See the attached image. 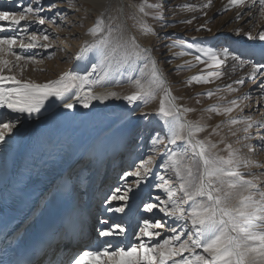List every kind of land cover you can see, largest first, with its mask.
I'll use <instances>...</instances> for the list:
<instances>
[{"label":"rangeland","instance_id":"374dc122","mask_svg":"<svg viewBox=\"0 0 264 264\" xmlns=\"http://www.w3.org/2000/svg\"><path fill=\"white\" fill-rule=\"evenodd\" d=\"M59 1L65 2V7L68 9L72 8L70 12L68 9L63 10L60 16L64 18L59 17L58 11H55L57 7L53 8L52 4H50L44 7V10L45 8L47 10L46 14L40 15L45 19L43 25L39 24L36 27L28 28L25 21L21 22V27L28 29L26 32H20L14 50L25 57H34L36 63L30 62L24 65V62L21 61L20 63L23 66L22 73L21 69H14L12 74L17 75L18 79L24 81L43 84L59 79L66 72L81 75V73L87 70H92L93 65H98L97 62H99L95 73L92 74V80L94 82L102 81V83L96 84L92 88V91L110 87L111 90L125 97L137 91L134 84L129 82L134 77L142 79L145 89L154 88V85H150L151 77L148 76V71L152 65L148 49L151 48L158 56L160 65L164 69L163 71L166 76H162L163 79L166 81L171 93L175 92L177 95V104L181 109H192V111L184 114V119L194 123L198 122L205 127L204 131L197 134V138L215 143L217 147L212 151L225 158L228 156V152L225 151L226 145L230 144L232 149L237 150L240 157L248 162L247 166L242 165L240 168V172L244 174V179L253 180L261 190H264V163H261L260 166L256 164L257 160L258 164L264 162V150L261 149V137H264V87H262L264 85V68L257 72L254 77L250 76L253 65L264 64V59L257 60L255 58L256 55H247V53L243 52V46L251 43L264 49V41H260L258 35L259 32L264 31V16L259 12L260 5L258 0L255 4L252 0H246L245 5L242 7L229 6L227 10H225V5H228V0H211L210 7H204L205 4L209 3V0H107L104 5L101 3L98 4L99 6L97 5L100 9L102 8L101 12L87 8L77 0ZM2 3L0 11L8 10L14 12L21 11L29 4L33 8L35 5L32 0H5ZM142 3L163 4V9L161 10L162 20L153 18L156 15V9L151 7H145L147 15L142 13L147 18V22L144 23L151 26L154 30L151 34H143L140 27L141 23L136 20L138 14H141L138 9ZM117 6H121L122 15L117 12ZM183 6H190L191 10ZM81 11L89 13H92V11L98 12L100 16L103 14L105 26L111 25L113 28L120 26L121 32H114L113 35L121 37V43L125 47L127 46V49H130L127 50L129 54L134 52V48L131 46L130 39H128L130 37L128 33L134 39L136 37L140 38L138 40L140 49H147L148 51L141 52L139 57L130 55L127 61L120 63L112 62L111 66H108L107 63L101 65L100 61L96 60V56L89 55H86L81 60H77L72 56L69 58L72 61L70 63L66 62L64 58V61L57 60L56 57L59 54L64 55L62 51L65 45H60L63 43L60 40V36L62 37L64 33H68V36L79 42L76 35L77 30L88 33L91 27L94 26V24L91 26L85 25L78 29L69 26L70 22L68 20L71 18L80 20L77 13ZM237 13L240 14L239 19L236 18ZM29 16L36 17L37 15ZM132 17H135V19ZM67 21L68 23H66ZM33 33H36L40 37L37 47L28 50L20 49L18 46L19 40L23 39L27 43L28 36ZM249 33L253 36V39H248L247 34ZM4 34L13 33L9 30ZM106 34L105 32L102 35ZM43 35H47L49 39L47 41L43 40ZM100 39L101 35H97L90 41H83L82 47ZM177 40H184L187 43L197 44L203 48L215 49L218 52L227 48L230 50L231 55L228 57L221 56V59L224 60V64L221 67L209 68L206 67L208 58L202 53L197 52L195 48L187 49L181 46H171ZM124 41L127 42L124 43ZM43 44H49L50 47L45 49L42 47ZM182 52L186 54H181ZM233 55L238 56L240 60L234 61L232 59ZM196 56H200L201 60L205 61V63L197 61L195 59ZM8 59L14 60L15 57L10 56ZM86 60L89 63H86ZM240 61H243V63L241 64ZM214 71H221L223 73L220 79H212L210 83H196L195 81L191 84L186 83L193 76L207 75L209 72ZM5 74L8 73L6 72ZM240 80H243L244 83H238ZM74 90L76 89H73L68 94L69 99L65 101L59 100L57 103L63 104L72 99L75 93ZM210 91L214 93L211 97L207 95ZM161 96L163 97L162 90ZM55 100V98H50L46 101L45 110L48 111L52 105L47 106V104ZM232 101H236L237 106L232 105ZM137 102L142 103L138 111L143 107H146V109L139 115H136L133 118L134 120L129 118L123 120L127 124L126 127L131 137L128 139L129 147L128 153L125 154L126 156L119 150L115 155L116 158H110L111 156L107 154L99 165L97 164V160H95L97 158L91 159L90 157H85L77 165L75 174H77L78 178L82 179V182L76 187L78 191L75 188L73 190L77 195L79 194V200L76 199V204L73 201L68 202L69 208L67 207V210L63 206L62 217L56 224L61 226L67 223V218L71 215L79 218L82 232L85 231L76 248L71 251L68 264H72V260L77 254H81L85 250H94L101 247L105 241H111L113 245H116L113 242L114 239H126L124 243H120L122 245L139 243L134 233L138 232L139 227L142 226L143 220L146 218H150L152 221L162 220L165 224L163 228L154 229V231L161 233L159 239L162 240L165 236L172 235L170 232L171 227H177V234L181 235L182 239H187V236L184 235L186 229L179 228V225L174 224L170 217H160L159 214L162 213L158 210H154L153 213H146L143 210L145 203H159L156 200L157 197L166 199V194L159 187L162 183L161 177L164 180H169L173 188L178 187L173 173L166 167L167 153L172 149L178 148V146L182 147V142L178 141L177 145H170L168 143V136L166 135L168 130L164 126V122L156 115L159 107L155 110L152 108V100L147 104L142 101ZM210 106H229L233 110L227 114L206 111ZM130 114V117L135 115V113H132V110ZM244 117H248V123L253 125L247 132L244 131L246 127L245 123L242 122L235 125L229 123L233 118L242 120ZM9 119V111L5 109L0 123L8 122ZM11 119L14 120L15 127H20L25 123V119L20 117L19 121H15V118ZM123 122L120 124L122 125ZM214 129L215 132L213 131ZM233 132L235 135L232 134ZM157 136H160L164 140V143L154 146L153 141ZM246 137L248 138L246 139ZM2 152L3 150L0 148V160ZM150 158L152 163L148 165L150 169L148 174L139 178L140 182L137 183L138 178L134 173L138 170L143 172L142 163ZM96 165L97 167H95ZM2 172L3 170L0 171V174ZM117 189H119V194L121 195L125 191H128V189H131V191H128L126 209L134 204L136 199H139L136 210L131 216L132 228L126 238H124L126 231L124 234H119L118 231H115V226L119 224L120 227L125 228L127 220H121V218L114 215L118 214L121 216L120 213L112 211L111 215H107L108 212L103 213V208L109 210L124 203L122 201L110 202L111 195ZM93 192L96 193V197L93 196ZM35 215H29L27 221L19 229L23 232L28 231L29 226L33 222L31 218ZM135 219H138L140 222H135ZM179 223H183V221ZM106 228L114 230L115 234L113 236L117 237L99 236V232ZM50 231L51 229L48 233ZM145 242L151 244L155 241H149L148 238H145ZM197 251L203 254L202 249H198ZM183 255L188 256L189 253H184ZM72 256L73 258L71 259Z\"/></svg>","mask_w":264,"mask_h":264},{"label":"snow or ice","instance_id":"6c2138e0","mask_svg":"<svg viewBox=\"0 0 264 264\" xmlns=\"http://www.w3.org/2000/svg\"><path fill=\"white\" fill-rule=\"evenodd\" d=\"M255 4L257 0H252ZM38 5L40 0H35ZM246 0H228L225 10L229 6L242 7ZM260 5L259 12L264 16V0H258ZM211 0L204 7H210ZM145 7L156 9V20H162V3L147 4L142 3L139 11L144 15ZM190 9V6H183ZM40 8H33L31 4L24 7L19 12L0 11V109H7L11 113L27 114L31 117L33 114L40 113L45 108V103L50 98L65 101L70 97L68 94L76 89L75 101L84 108H89L93 100H107L109 97H117V93L108 92L94 94L92 88L102 81H92L90 76L95 73L98 65H93L92 72L87 75L66 72L59 79L47 83L38 84L32 81L18 79L17 75L12 74L14 69H21L28 63H36L34 57H25L14 50L17 45L18 36L21 31L26 32V27H21V22L26 21L29 15H38ZM117 12L122 15L121 6H117ZM118 18V17H117ZM135 19V17H132ZM237 19L240 14L237 13ZM40 25L45 23V19L40 17L37 21ZM190 22V21H188ZM143 34H151L154 30L146 23L140 24ZM13 34H4L7 31ZM239 31V30H238ZM106 35H102L103 33ZM114 32H121V27L113 28L111 25L105 26L103 14L97 18L94 27L89 30L92 36L101 35V39L92 44L86 45L80 50L76 59L81 60L89 53L96 51L99 53L100 64L107 63L111 66L112 62L120 63L127 61L130 55L139 57L141 52H147V49H140L134 38H130L132 47L139 49L131 54L121 43L120 36H114ZM248 39H253L249 33ZM259 40L264 41V31L259 32ZM40 37L33 33L28 36V42L19 40V48L28 50L36 48ZM49 37L43 35V40L47 41ZM171 46H181L187 49L195 48L197 52L202 53L208 58L206 67L219 68L224 64L221 56L231 55L227 48L218 52L215 49L203 48L197 44L187 43L184 40L174 41ZM47 49L49 44H43ZM186 54V53H181ZM15 57L14 60L8 57ZM197 61L205 63L200 56H196ZM234 61H239L238 56L233 55ZM241 64L243 61H240ZM147 67V65H145ZM264 68V64L253 65L250 76L254 77L257 72ZM8 74H5V73ZM223 73L221 71L209 72L207 75H198L189 78L186 83H210L212 79H220ZM134 84L137 91L124 99L130 104L142 101L147 104L155 98L156 91H163V97L160 100L159 110L156 115L164 122L167 128L166 135L170 145H177L182 142V147L178 146L167 153L166 167L171 170L178 184L173 188L169 180L161 177L162 183L159 187L166 194V199L157 197L159 203H145L144 211L153 213L158 210L165 217H170L174 224L179 228L186 229L184 235L187 239L177 234V227H171L172 235L159 239L161 233L154 231L165 227L162 220L152 221L150 218L143 220L142 226L138 232L134 233L139 243L122 245L120 243L113 245L111 241H105L101 247L94 250H85L77 254L72 264H254L256 257H259L261 264H264V190L253 181L244 179V174L240 172L241 166H247V161L240 157L237 150H233L231 145H226L225 151L228 152L227 158L214 153L212 150L217 147L215 143L207 140H200L197 134L204 131L205 127L198 122L187 121L183 115L192 111V109L183 108L176 103L177 98L172 95L166 81L159 74L155 62L152 63L150 87L145 89L141 78H133L129 81ZM238 83L243 84L240 80ZM87 86V91L85 87ZM264 87V85H262ZM214 93L208 92L211 97ZM118 98V97H117ZM236 105V101L231 102ZM65 109H73L75 103L64 102ZM233 110L229 106H210L206 111L227 114ZM249 118L242 120L235 118L229 121L230 124L245 123L244 131L247 132L253 125L248 123ZM19 121V116L15 117ZM15 127L13 119L8 122L0 123V143L5 141V131L12 132ZM219 127V126H217ZM215 132V129L213 130ZM235 135V133H232ZM248 137H246L247 139ZM261 149L264 150V137H261ZM154 146L164 143V140L157 136L153 141ZM250 147V146H249ZM152 163L151 158L142 163L143 172L137 171L134 175L138 178L146 176ZM131 191V189H128ZM128 191L122 195L119 189L110 197L111 201L124 202L121 206L110 208L115 213H124L127 207ZM178 194H182L179 195ZM187 205V207H185ZM183 221V223H179ZM106 223V222H105ZM190 225V227H189ZM115 231L119 234L125 233V228L119 224L115 226ZM114 230L104 229L99 232L101 237H112ZM145 238L154 243L145 242ZM202 249V253L197 250ZM184 253H189L184 256ZM206 254V255H204ZM252 258V259H250Z\"/></svg>","mask_w":264,"mask_h":264},{"label":"bare ground","instance_id":"6f19581e","mask_svg":"<svg viewBox=\"0 0 264 264\" xmlns=\"http://www.w3.org/2000/svg\"><path fill=\"white\" fill-rule=\"evenodd\" d=\"M32 1L35 3V0ZM77 1H79L80 4H84L87 8L94 9V11H100L102 9L98 7V4L101 3L102 5H104L107 2V0ZM2 2H5V0H0V3ZM50 4H52L53 8L57 7L55 11H58V16L64 18L60 15L62 14L64 9H68L67 7H65V2H58V0H40V3L38 5L36 3L34 5V8H40L38 15L36 17L29 16L25 21V24L28 26V28L36 27L37 25H39V23L37 22L38 18L41 17L40 15L44 13L46 14L47 10L46 8L44 10V7H47V5ZM2 5L3 3L0 4V6ZM70 9L72 10V8L68 9L69 12ZM94 11H92V13H89L87 11H81L77 13V16L80 17V20L76 18H71L70 20L67 19L70 22L69 26L74 29H78L85 25L91 26L92 24H95L97 18L100 17V13ZM136 20L139 23L147 22V18L142 13L138 14ZM68 21L66 23H68ZM76 35L78 36L77 39L79 42H76L71 36H68V33H64L62 37L60 36V40L63 41V43H61L60 45H65L62 51L64 55L59 54L56 57L57 60H65L69 63L72 62L69 58L72 56L73 58L77 57L80 50L84 48L82 47L83 41H90L91 39L95 38V36H92L89 32H79L78 30ZM128 35L130 36L128 39L134 38L130 33H128ZM138 40H140V38L136 37L135 42L137 44H139ZM126 42L124 41V43ZM127 50L130 49L128 48ZM137 50L139 51V49H134V51ZM148 50L151 56V61L152 63L155 62L159 74L161 76H166L163 71L164 69L162 65H160V62L157 58L158 56L154 53V51H152L151 48ZM243 52L245 54L247 53V55H256L255 58L257 60L264 59V49L262 47H258V45L255 46L252 43L244 45ZM88 55L93 57L96 56V60L100 61L99 53H97L96 51H93ZM86 63H89L88 60H86ZM97 64L99 65V62H97ZM151 69L152 65L148 71L149 77H151ZM91 72L92 70H87L86 72L81 73V75H87ZM90 80H92V75L90 76ZM85 91H87V86L85 87ZM92 92L94 94H102L108 92L116 93V91L111 90L110 87L99 88L98 90H94ZM172 95L175 97L177 96L175 92H173ZM117 97H109V99L103 101L93 100L89 108H84L80 103L75 101L74 95L72 99L68 101L75 103V107L70 110L65 109L62 103L58 104L57 101L59 100L56 99L50 104H47V106L52 105L48 111L44 108L40 113L33 114L31 117H29L27 114L21 115L17 113H11L8 110L10 119L19 116L20 118L25 119V123L20 127H14L12 132L5 131V141L0 143V148H2L3 150L0 160V171L3 170V172L0 174V204L7 201L16 191V189L25 182L27 172L30 169V160L34 154L35 149L38 148L39 141L41 139L45 138V136L50 135L53 131L56 130L63 135L65 133L68 138H71L75 133H79L80 135L72 150L69 153L62 155L61 158L56 162L54 172L58 173V175H53L54 179L48 182L45 188L42 189V191L39 192L36 198L33 200L31 204L32 208L30 209L28 217L32 214L36 215L31 218L33 222L29 226L28 232H31L33 226L37 224V222H39L41 219L52 220V223L56 225L62 217L64 211L63 206L66 209L68 207V202L70 203V201H73L75 204L77 203L76 199L79 200L80 196L79 194L77 195L73 189L75 188L78 191V188L76 187L82 182V179L80 177L78 178L76 176L77 174L75 173L77 170V165H79L85 157H90L91 159L97 158L95 160H97V164L99 165V163H102L103 158L107 154L111 156L110 158H116L115 155L119 150L123 152L124 155L128 153V139L131 137L129 130L126 127L127 124L123 122V120L125 118H135L136 115H139L141 112H143L146 107H143L138 111L142 103L135 102L130 104L120 94H117ZM161 98L162 96L160 90L157 91L155 98L152 99L151 106L154 110L159 107ZM176 103H178V99L176 100ZM131 110L132 113H135V115L130 117L129 115H131ZM4 112L5 109H0V120H2ZM182 118L184 119L185 115H183ZM121 122H123L122 125L120 124ZM60 142L62 143V145H65L69 141L66 137H62V140H60ZM50 144H52L51 141L47 144V146ZM261 163L263 164L264 162H260V164H258V160L256 161L257 166H260ZM95 167H97V165ZM64 174H67V176L69 175V183H67V181H61L62 175ZM93 196H97L95 192H93ZM138 201L139 199H136L135 203L125 209L124 213H120L121 216L118 214H114L115 216L121 218V220H127V224L125 226L126 233L124 234V238L128 237L130 225L132 224L131 216L136 210ZM103 209V213L108 212L107 215H111L110 210L105 208ZM162 214H159V216L165 217L164 214ZM67 219V223H64L61 226L56 225L52 229L55 230V232L52 233L43 242V247H41L40 250L36 252L35 256L26 260L22 264L69 263L68 260L70 258V253L73 249L76 248L77 243L80 241L82 234L85 231L82 232V226L80 225L79 218L75 216H69ZM135 222L140 221L138 219H135ZM20 232L21 231L18 232V230L15 231L13 234V238L19 237L21 235ZM23 234H25V232H23ZM64 238H66L67 241H64ZM125 240L126 239H114L113 242H115V244H118L121 242L124 243ZM72 258L73 256L71 257V259ZM254 261V264H261V260L259 257H256Z\"/></svg>","mask_w":264,"mask_h":264}]
</instances>
